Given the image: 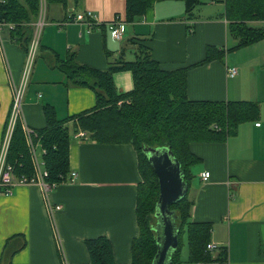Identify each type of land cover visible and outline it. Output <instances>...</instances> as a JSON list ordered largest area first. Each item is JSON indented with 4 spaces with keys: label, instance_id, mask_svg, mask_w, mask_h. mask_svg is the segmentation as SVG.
<instances>
[{
    "label": "crops",
    "instance_id": "0c3cea01",
    "mask_svg": "<svg viewBox=\"0 0 264 264\" xmlns=\"http://www.w3.org/2000/svg\"><path fill=\"white\" fill-rule=\"evenodd\" d=\"M200 1L192 19L185 17L181 0L154 2L144 15L126 22L119 42L126 36L135 57V45L129 40L150 38L151 54L162 68L191 66L186 76L189 99L258 104L257 116L241 122L235 134L223 141L190 145L201 160L191 167L188 196L193 201L191 219L212 223L209 242L227 247V264H264V39L229 50L236 40H230L223 0ZM85 10L102 24L116 14L125 20L124 0H68L65 9L56 4L46 9L38 59L21 100V122L31 128L45 124L44 104L52 105L58 118L95 105L90 88L64 85L65 76L52 65L49 50L61 58L75 52L78 62L99 69L107 67L109 57L115 60L124 54L107 25L105 31L96 27L87 33L85 26L71 21L73 13ZM10 31L4 27L0 34V143L26 57ZM208 46L210 58L202 62ZM229 67L236 69L234 76L227 75ZM131 77L126 71L114 73L117 89L129 90ZM67 126L69 169L75 180L57 184L46 195L49 203L61 205L53 213L60 243L42 189L17 186L10 195L0 194V264H91L84 240L99 235L110 240L117 262L131 260V240L138 233L136 188L141 180L136 151L128 143H97L77 136L82 130L74 131L75 121ZM204 171L209 172L207 180L201 179Z\"/></svg>",
    "mask_w": 264,
    "mask_h": 264
},
{
    "label": "trees",
    "instance_id": "16d2710c",
    "mask_svg": "<svg viewBox=\"0 0 264 264\" xmlns=\"http://www.w3.org/2000/svg\"><path fill=\"white\" fill-rule=\"evenodd\" d=\"M156 1L124 0L125 21L134 22L144 15ZM187 19L194 17V10L200 0H181ZM224 17L228 21L229 35L236 42L231 49L246 46L264 39V0H223ZM46 5H60L64 9L68 0H45ZM40 0H0V19L14 24L10 31L27 52L33 34V23L39 13ZM259 22V25L252 23ZM107 24L100 23L105 31ZM188 31L190 26H187ZM150 38H133L135 58L122 57L108 61L104 69L80 63L75 52L61 58L49 50L51 62L65 76V86L90 88L95 96V105L77 114L58 118L52 105L44 104V125L35 129L41 146L45 149L41 158L47 171L45 181L50 184L73 182L69 169L70 134L67 123L75 121L74 131L82 130L89 139L105 144H131L137 154L138 171L141 180L136 188V221L138 233L131 240V260L119 263L114 259L112 244L103 235L86 238L84 245L91 264H152L157 252L155 207L159 196L157 176L148 160L144 148L168 147L180 164L183 179L190 187L193 177L191 167L201 158L190 145L194 142L223 141L237 132L241 122L254 119L258 104L249 100H192L187 97V71L191 66L175 69L162 68L151 54ZM207 47L205 62L210 58ZM221 54V52H220ZM131 71L133 87L119 91L113 74ZM10 112L3 126L6 129ZM6 162L15 175L30 177L33 164L25 142L20 119H17L10 137ZM186 195L169 205L175 212L178 227V245L171 253L170 264H183L180 259V239L187 234L188 256L191 262L210 264L227 259V247L212 253L206 249L210 241L212 223L191 219L193 201ZM155 220V221H154ZM17 236V235H16ZM24 242L21 246H24ZM7 250V247H4ZM16 250V249H15ZM13 250V251H15ZM12 251V252H13ZM11 252V253H12ZM4 251L3 257L6 258Z\"/></svg>",
    "mask_w": 264,
    "mask_h": 264
},
{
    "label": "built area",
    "instance_id": "2783aa9c",
    "mask_svg": "<svg viewBox=\"0 0 264 264\" xmlns=\"http://www.w3.org/2000/svg\"><path fill=\"white\" fill-rule=\"evenodd\" d=\"M46 6L45 0H40L39 4V13L36 21L33 23V34L28 44V49L26 52V57L24 60V65L22 69V76L20 83L14 87L10 115L7 122L6 129L2 135L1 143H0V194L10 195L12 191L17 186L21 185H38L44 194L46 200V207L48 210V214L50 217V221L52 222V226L54 228L56 242L60 243V239L57 235V231L55 229L53 213L55 210L60 209V204H51L47 200V193L56 186L55 184H50L45 181V176H47V171L44 169L43 160L41 158L42 153L45 149L41 146V143L38 139L37 132L35 129L27 126L23 122L21 123L22 130L25 137V142L29 149L31 160L33 164V174L30 177L24 175H15L13 172V168L10 164L6 162V154L10 141V137L12 134V130L14 124L17 119H20L21 114V100L24 92V87L27 81V78L30 74L36 49L38 46V40L41 32V28L43 26V16H44V7ZM71 21L76 22L78 24H82L85 26L86 32L89 33L93 29L97 27L100 23L96 20V15L91 10H85L82 12H75L71 15ZM126 21L116 14L113 19L107 24V28L109 29L110 35L115 40H121L123 37V33L125 30ZM4 27H8L10 30L14 28V24L11 22H6L0 19V34ZM228 76H234L236 74V69L234 67H229L226 69ZM257 123L256 125H258ZM85 133L83 131H79L77 136H84ZM39 150V152H38ZM201 179L207 180L209 177V172L204 171L201 173ZM75 179V173L71 172L70 180ZM223 246L220 244H216L213 242H208L206 245V249L210 252H216L220 250ZM203 264V263H198ZM223 264H227L226 261Z\"/></svg>",
    "mask_w": 264,
    "mask_h": 264
},
{
    "label": "water",
    "instance_id": "95a60500",
    "mask_svg": "<svg viewBox=\"0 0 264 264\" xmlns=\"http://www.w3.org/2000/svg\"><path fill=\"white\" fill-rule=\"evenodd\" d=\"M157 176L159 196L155 207L157 252L152 264H170L171 253L178 245V227L175 212L169 205L183 198L188 186L183 179L180 164L168 147L144 148Z\"/></svg>",
    "mask_w": 264,
    "mask_h": 264
},
{
    "label": "rangeland",
    "instance_id": "374dc122",
    "mask_svg": "<svg viewBox=\"0 0 264 264\" xmlns=\"http://www.w3.org/2000/svg\"><path fill=\"white\" fill-rule=\"evenodd\" d=\"M209 0H203V2H208ZM205 5V4H204ZM50 5H46L45 7H44V12L46 11V9H48V7H49ZM256 23V22H255ZM255 23H252L253 25H255ZM111 36V35H110ZM39 38V37H38ZM126 39H127V37L125 36V38H124V40L122 41V42H119V40H117L118 41V44H120V46H123L125 49H124V54H123V59L124 60H128V61H130V60H133L135 57H134V55H133V52L131 51V49L127 46V43H126ZM112 40V39H111ZM230 40H232V41H234L233 39H232V37L230 38ZM37 59H38V53L37 54H35V58H34V62H36L37 61ZM108 60L109 61H113L114 59L113 58H111V57H109L108 58ZM33 62V63H34ZM126 72H129V75L130 76H132V73H131V71H126ZM133 87V80H132V77H131V86H130V88H129V90L131 89ZM128 89H125L124 91H127ZM20 122H21V120H20ZM22 123V122H21ZM34 129V128H33ZM155 221V220H154ZM180 259L182 260V262H183V264H197V263H195V262H191L190 261V259H189V256H188V245H187V234H186V231H184L183 232V234H182V236H181V239H180ZM212 253V256L214 255V252H211ZM213 264H216V262L214 263L213 262Z\"/></svg>",
    "mask_w": 264,
    "mask_h": 264
}]
</instances>
